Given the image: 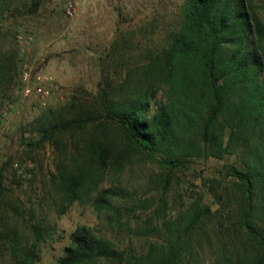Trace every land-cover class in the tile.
I'll return each mask as SVG.
<instances>
[{
  "label": "trees",
  "instance_id": "trees-1",
  "mask_svg": "<svg viewBox=\"0 0 264 264\" xmlns=\"http://www.w3.org/2000/svg\"><path fill=\"white\" fill-rule=\"evenodd\" d=\"M10 5L0 0V20ZM139 30V54L122 60L116 80L106 72L93 96L46 107L23 138L56 152L51 192L58 214L88 203L129 235L125 243L76 225L56 264H264V22L256 4L173 0L170 8L155 6ZM14 52L0 43V91L17 65ZM228 156L234 160L203 180L215 208L203 192L160 215L175 171L195 158ZM145 159L161 171L142 199L122 174ZM7 163L0 167V257L35 264L49 222L9 196ZM152 189L162 202L141 219L135 212L151 208Z\"/></svg>",
  "mask_w": 264,
  "mask_h": 264
},
{
  "label": "rangeland",
  "instance_id": "rangeland-1",
  "mask_svg": "<svg viewBox=\"0 0 264 264\" xmlns=\"http://www.w3.org/2000/svg\"><path fill=\"white\" fill-rule=\"evenodd\" d=\"M253 1L264 22V0ZM172 2L11 0L9 10L2 16L0 43L3 50H17L14 52L17 65L10 82L0 91V167L8 162L4 168V184L15 203L27 211L35 210L37 214L45 215L49 222V233L40 243V257L35 264H56L69 242V233L79 224L128 242L126 229L119 230L117 225L110 224L88 203L76 201L64 214H58L51 192L56 152L49 143L29 146L23 138L31 137L28 124L46 107L61 104L74 95L93 96L106 72L116 80L117 73H123L126 68L122 60L139 54L136 43L142 39L140 26L151 19L155 6L170 8ZM70 4L75 9L71 15L67 13ZM122 41H129L133 52H125V42L123 46ZM113 42L116 43L114 50L110 49ZM24 64L32 72L28 85L21 79ZM38 70L50 76L49 82L45 80L40 84L48 91L44 98L34 91L33 74ZM233 160V156L224 160L199 157L193 159L186 169L175 171L164 197L166 209L159 211L160 215L179 209L190 197L203 192V201L215 208L213 197L204 190L203 180L216 175ZM159 170L156 162L145 159L134 162L122 176L143 199L149 195L145 192L149 179L152 188L158 183ZM109 177L105 183L110 181ZM151 195V208L135 212L141 219L148 218L162 202L157 190L152 189ZM129 226L135 227L134 218L129 220ZM144 239L139 237L133 242L139 248ZM0 264H11L10 257H0Z\"/></svg>",
  "mask_w": 264,
  "mask_h": 264
},
{
  "label": "built area",
  "instance_id": "built-area-1",
  "mask_svg": "<svg viewBox=\"0 0 264 264\" xmlns=\"http://www.w3.org/2000/svg\"><path fill=\"white\" fill-rule=\"evenodd\" d=\"M74 11H75V9H74L73 5L70 4L69 8L67 9V13L71 15ZM31 76H32L31 68H29L27 66V64H24L22 71H21V79L26 85H28L29 82L31 81ZM33 79L35 82V85H34L35 93L37 95L40 94L42 96V98L47 96L48 91L45 90V88L40 84H42L45 80L48 81L50 79V76H47L42 71L38 70V71L34 72Z\"/></svg>",
  "mask_w": 264,
  "mask_h": 264
}]
</instances>
